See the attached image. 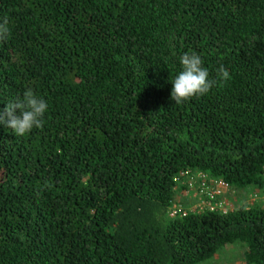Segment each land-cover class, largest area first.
Returning <instances> with one entry per match:
<instances>
[{"label": "trees", "instance_id": "16d2710c", "mask_svg": "<svg viewBox=\"0 0 264 264\" xmlns=\"http://www.w3.org/2000/svg\"><path fill=\"white\" fill-rule=\"evenodd\" d=\"M5 19L0 110L29 88L48 110L23 136L0 124V264H204L237 246L264 264V205L168 214L183 171L264 190V0H0ZM191 52L216 84L175 104Z\"/></svg>", "mask_w": 264, "mask_h": 264}, {"label": "clouds", "instance_id": "9594fccd", "mask_svg": "<svg viewBox=\"0 0 264 264\" xmlns=\"http://www.w3.org/2000/svg\"><path fill=\"white\" fill-rule=\"evenodd\" d=\"M9 34L8 21L5 19L0 22V42H3ZM180 62L183 70L172 81L171 99L175 104H181L192 97L206 95L216 84V80L209 79V70L203 66L204 61L199 54L185 53L180 57ZM217 77L225 82L231 78L230 73L223 66L217 69ZM47 110V101L38 97L29 88L24 91L22 97H16L7 103L6 108L0 110V124H5L17 136H23L30 133L33 128L43 126V117Z\"/></svg>", "mask_w": 264, "mask_h": 264}, {"label": "rangeland", "instance_id": "374dc122", "mask_svg": "<svg viewBox=\"0 0 264 264\" xmlns=\"http://www.w3.org/2000/svg\"><path fill=\"white\" fill-rule=\"evenodd\" d=\"M226 205L224 210H233L242 205H264V190L260 192H238L237 190H230L225 192V197L223 198ZM203 200L196 196L194 192L186 190L171 205L168 214L170 217L171 209L176 206L177 208H182L186 211H203L205 209ZM175 218V217H174ZM243 247L228 248L222 250L214 259L204 264H244L243 260Z\"/></svg>", "mask_w": 264, "mask_h": 264}, {"label": "built area", "instance_id": "2783aa9c", "mask_svg": "<svg viewBox=\"0 0 264 264\" xmlns=\"http://www.w3.org/2000/svg\"><path fill=\"white\" fill-rule=\"evenodd\" d=\"M177 183H184L187 189L194 192L196 196H199L203 200L204 207L207 211L211 212H223L226 213L229 210H224L226 203L223 198L225 192L230 191V186L227 182L210 177L208 174L200 171H183L176 178ZM190 212H197L191 210ZM189 211L174 206L170 215L172 217L186 216Z\"/></svg>", "mask_w": 264, "mask_h": 264}]
</instances>
